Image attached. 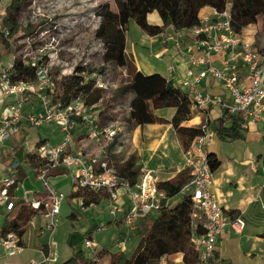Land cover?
Here are the masks:
<instances>
[{
	"label": "built area",
	"instance_id": "built-area-1",
	"mask_svg": "<svg viewBox=\"0 0 264 264\" xmlns=\"http://www.w3.org/2000/svg\"><path fill=\"white\" fill-rule=\"evenodd\" d=\"M188 33L193 36V47L199 51V55L189 57V63L197 68V72L194 73L192 68H188L187 74L191 79L182 81V86L203 118L199 124L200 132L183 150L184 167L189 169L190 180L181 188L179 194L190 198V241L197 251L198 260L207 264L217 260V237L227 227L240 233L245 226L244 218L227 213L211 190L213 171L209 166L206 147L212 142L216 132L207 111L209 107L217 105L221 109L220 117H225L226 122L230 113H240L243 123L264 122V47L257 48L253 41L234 31L228 6L223 10L212 8L209 14H200L199 24L189 28ZM170 40L175 42L178 52L183 53L179 38L165 35L162 41ZM213 55H219V66L213 63ZM13 58L12 55L5 65H0V87L11 98L0 119V140L17 133L23 121L33 126L57 123L63 132L58 143L39 144L31 150L45 158L37 178L45 187L46 196L30 203L34 209L42 210L46 218L41 232L47 233L49 238L52 236L56 227L55 217L60 211V204L66 199V194L47 179L51 170L63 166L69 170L74 191L85 188L92 191L105 189L108 192V212L113 216L121 214L124 236L116 241V245L118 250H122L126 238L136 228L137 221L143 216L155 215L164 200L166 204L169 203V198L157 187V178L150 169L141 170L139 177L131 180L117 173L106 160L88 159L81 150H70L73 130L78 121L86 123L87 137L101 151L117 136L119 127L110 123L101 128L97 117L90 111L94 104L87 105L79 97L65 106L50 104V96L46 90L52 83L49 66L51 57L45 63H38L39 60L35 57L30 61L37 64L34 81L10 79L9 68ZM73 69L74 66H71L69 73ZM59 74H66L65 70L62 69ZM90 74L94 87L107 89L117 85L108 81L106 73L93 70ZM209 75L220 82L228 100L219 95L202 92L198 88L200 82ZM30 95L39 100L40 113L25 109ZM119 108L120 104L117 103L116 109ZM14 165L15 163L10 166L8 175L0 178V207L5 210L12 206L9 188L17 183L15 169H12ZM74 199L82 210L86 208L81 198ZM199 228L200 231L197 230ZM84 246L88 249L89 257L94 260L97 249L92 247L91 238L84 239ZM22 247L21 239L15 232L10 231L5 236H0V252L6 257L16 256ZM57 261L56 253L49 252L41 261H32L29 264H54ZM0 264L9 263L0 259Z\"/></svg>",
	"mask_w": 264,
	"mask_h": 264
},
{
	"label": "trees",
	"instance_id": "trees-1",
	"mask_svg": "<svg viewBox=\"0 0 264 264\" xmlns=\"http://www.w3.org/2000/svg\"><path fill=\"white\" fill-rule=\"evenodd\" d=\"M114 1L116 10L110 9L108 3L98 5L97 14L100 20L95 30V35L103 41V61L111 64L114 68L127 70V79L118 83L113 89V102L121 101L123 97L131 94L128 118L132 124L142 126L148 123L170 122L175 129L181 148L184 150L192 138L200 132L199 126L182 125V122L191 118L190 105L192 101L186 92L181 87L174 86L170 79L159 73L145 74L136 69L125 53V33L128 21L134 19L144 33L156 35L167 25H172L176 30L189 29L198 25L199 11L204 6H211L217 10H223L228 6L232 27L236 33H241L248 24H256L264 29V0ZM24 2L25 0H11L6 15L3 16L0 23L2 53H11L14 56L9 68V77L12 81H34L37 72V64L13 53V44L2 29L7 22L9 24L8 34L19 30L20 27H18L14 13L17 14ZM154 10L158 12L162 20L161 25L151 24L147 21V14ZM263 47L264 43H261L257 48L262 49ZM38 63L43 62L39 59ZM88 73L86 65L81 64L74 66L73 71L69 74L51 75V87L46 90L50 96V104L65 106L77 97L87 105L95 103L105 89L94 87L93 80L88 77ZM37 101L39 102V100ZM167 107L175 108L170 121L154 114L155 109ZM224 118L220 117L214 120L216 136L222 141L243 138L245 125L241 114H228L227 122ZM21 126L16 133L19 140L23 133ZM81 126L79 133L80 137L84 138L88 134L86 123L81 121ZM207 158L210 169L214 172L220 164L219 159L214 152H208ZM13 163L15 165L12 169H15V174L18 178H23L26 175L23 164L28 165L29 169L37 174L45 163V158L36 153L25 152L22 147H16L10 160V166ZM107 163L121 176L131 180L136 179L140 168L132 155L120 163L109 164L108 161ZM189 180L190 172L185 167L172 179L158 181L157 187L165 193L166 198H171L179 194L181 188ZM11 188H9V195L12 206L8 210L4 209L5 212L2 210L0 236H5L8 232L13 231L19 236L22 243V236L28 222L39 210L31 206V201L13 196ZM43 195V193L36 195L35 198L41 199ZM108 195L105 189L92 191L81 188L70 192L68 196L81 198L86 207L98 204ZM179 196L178 200L172 204H166L164 200L155 215H146L137 221V226L132 232H137L141 237L132 255L127 256L123 250L110 251L101 248L96 250L95 259L92 260L87 250L79 249L60 264H159L162 256L176 252L182 253L184 264H202L190 241V198L184 195ZM70 217L73 218L74 214L71 213ZM261 236L264 237V232L261 233ZM87 237L90 238V236ZM207 264H212V261Z\"/></svg>",
	"mask_w": 264,
	"mask_h": 264
},
{
	"label": "rangeland",
	"instance_id": "rangeland-1",
	"mask_svg": "<svg viewBox=\"0 0 264 264\" xmlns=\"http://www.w3.org/2000/svg\"><path fill=\"white\" fill-rule=\"evenodd\" d=\"M10 3L11 0H0V23L3 16L6 15ZM100 3H108L110 9L116 10L114 0H25L17 14L14 13L18 27H20L19 30L6 34L13 44V53L21 55L27 61H31L35 57L36 60L41 59L44 63L49 59L48 57H51L49 64L51 75L59 73L62 69L68 74L71 66L86 63V69L89 72L88 77L91 78L90 73L95 70L106 73L109 82L115 84L123 82L127 79V70L114 68L111 64L103 61V41L95 35L100 20L97 14ZM2 29L8 31L9 24L6 22ZM245 32L253 34L256 42L264 43V29L260 26L251 25L245 29ZM125 34L127 48L131 45H146L142 55L133 54L135 62L142 71H163V61L160 57L155 56L152 51H149L143 31L134 19L128 21ZM0 49H2L1 44ZM113 89L114 86L105 89L90 109L97 117L101 128L110 123L119 127L116 139L108 144L107 154L99 150L100 154L102 153L101 156L99 154L100 158L107 160L109 164H115V161L110 158V153L113 150L117 152L112 154L117 158V161L124 160L134 153L142 166H146V163L153 166L154 169L151 170V173L155 175L157 181L172 174L184 163L183 151H180L173 141V127L168 124L160 125L159 130L164 132L167 137L169 135L171 137L166 146L162 142H158L160 139L157 140V129L148 131L146 125L142 128L135 127L128 118L129 98L126 97L116 103L113 102ZM117 103L120 104L119 109H116ZM40 112L41 109L38 110V113ZM162 114L170 118L169 110H164ZM29 125L25 124L22 127L23 133L19 141L25 151L32 149L35 146V140L40 139V136L47 135V143H51V140L60 136V133L55 131L57 123H44L40 126ZM80 127H82L81 121H78L73 132V142L77 147H79L80 140L83 139L80 137L81 134L77 132L80 131ZM214 142L221 145V150L224 149L225 152L232 147L229 142L219 139H215ZM233 143V145H236L235 143L251 144L254 148L259 147L260 144L259 140H250L246 143L238 139ZM163 148L168 150V154L163 152ZM94 149V146L91 147L93 153L90 155L91 157H97L94 155ZM9 163V160L3 162L0 159V167L1 164H4L6 165L5 170L8 171L11 169ZM30 178L33 176L28 175L27 180ZM37 185L42 191L41 182H37ZM59 190L67 196L69 195L70 188L67 184ZM16 194H20V191H17ZM28 196L30 197V195ZM67 196L60 204V211L55 217L56 227L49 239L58 256V261L54 264H60L79 249L88 250L84 246V239L86 231L89 229L93 248L117 251L116 241L124 236L123 225L112 222L114 216L108 212L104 200L102 199L98 204H93L88 210V215L79 209L77 200L73 201V198ZM178 197L176 195L169 204L175 202L176 199L178 200ZM67 201H71L72 205L69 206ZM3 212L5 211L3 210ZM72 212L78 213L80 219L71 218ZM2 217V212H0V223ZM32 221L34 224L29 223L27 226L25 247L20 254L9 259V263L12 262L10 264H29L32 260L38 262L43 257L44 254L41 255L40 248L42 244L48 243V235L43 233V235L36 236V228L39 224L44 226L46 218L42 214L33 217ZM140 237L141 235L137 232H131L126 238V244L122 250L127 256L132 255ZM224 250V264H264V256L246 255V245L243 244L240 247L237 240L226 243Z\"/></svg>",
	"mask_w": 264,
	"mask_h": 264
},
{
	"label": "crops",
	"instance_id": "crops-1",
	"mask_svg": "<svg viewBox=\"0 0 264 264\" xmlns=\"http://www.w3.org/2000/svg\"><path fill=\"white\" fill-rule=\"evenodd\" d=\"M212 8L213 7L211 6L202 7L199 11V15L209 14L212 11ZM147 21L151 24H156V25L162 24V20L158 12L155 10L147 14ZM251 25H256V24H248L242 30L241 34L245 36L247 39L253 41L255 46L259 47L261 43H258L254 40L253 34L251 35L245 32V29ZM143 34H144L145 42L147 43V47L149 48V51H152L155 56L160 57L161 60L163 61V71L161 72L152 71V70L148 72L142 71L138 67L137 63L135 62L133 58L134 57L133 54L138 53L142 55L145 50L144 48H146L145 47L146 45L145 46L144 45H138V46L131 45L129 48H127L126 46L127 39H126V34H125V53L128 59L134 64L136 69L141 70L143 73L145 74L159 73L160 75L166 77L167 79H170L173 82L174 86L181 87V89L184 92H186L185 87L182 86V81H184L185 79H191V76L187 74L188 68H192L194 73L197 72V68L195 66H192L189 63V57L191 55H199V51L193 47V36L188 33V29L176 30L172 25H167L163 27V30L156 35H150L144 32ZM165 35H172L176 38H179V46L181 47L183 53L178 52L177 46L173 40L163 42L162 40ZM178 35H180V37ZM11 57H12L11 53L3 54L2 49H0V65H5L6 62ZM212 60L215 65L219 66V55H213ZM170 67H172V70H170ZM198 88L202 92L211 93L213 95H219V96H222L225 100H228L227 99L228 96L225 90L223 89L222 85L220 84V82L214 79L210 75L200 82ZM126 97L129 98L130 100L131 94L126 95L125 97H123V99H125ZM10 99L11 98L5 95L3 92V89L0 87V119L3 116L4 110L7 104L9 103ZM25 109L27 111H34V112H38V110L40 109L39 102L37 101L34 95L29 96ZM164 110H169L170 118H167L162 114ZM190 110H191V118L182 122V125L199 126L203 118L202 113L192 103L190 105ZM174 112H175V108L173 107H167V108L154 110L155 115L159 117H163L168 121H170ZM207 114L210 117L212 123L214 124V120L220 117L221 109L219 106L213 105L209 107ZM25 124L29 125L28 123L23 121V123L21 124L22 125L21 127H23ZM163 124H168L172 126L170 122H160V123L155 122V123L144 124L142 126L136 125L135 127L142 128L143 126L146 125L148 131H154L157 129L156 131L157 140L160 139V141L158 142H162L163 145L166 146L169 143V139L171 136L169 135V137H167L164 134V132H161L159 130L161 127L160 125H163ZM244 125H245L244 137L238 140H241L246 143L250 142V140L252 141L259 140V143H260L259 147L254 148L252 147L251 144L243 145V143H235L236 145H233L234 144L233 142L235 140H232V141H226V142H229V144H231L232 147L229 151L225 152L224 149L221 150L220 148L221 145H218L214 142L215 139H219L216 135L214 136V139L212 140V142L206 147L207 153L214 152L217 155L219 162H220L218 168L213 172V183L211 185L212 192L214 193L220 205L224 208V210L227 213L232 214V215H240L245 220V226L242 232H240L241 234L240 233L238 234V232H235L230 227H227L225 231L217 237L216 244H215V253H216L217 260L212 261V264H224L225 244L226 243L228 244L230 241L232 243L235 240H237V244L240 247L243 244L246 245V250H245L246 255H250L254 257L256 256L258 257L261 255L264 256V237L261 236V233L264 232V122L263 121L247 122V123H244ZM56 128L57 129L55 131H58L60 133V136L56 137L54 140H51V143H47V140H48L47 135H43V136H40L41 137L40 139L37 138L35 140L34 145L36 146L38 143L39 144H51V145L58 143L63 137V132L60 130V127L58 124ZM77 132L79 133V131ZM115 139L116 137L112 141H114ZM73 140L74 139L72 136L70 150L72 151L81 150L88 159H97L99 161L103 160L100 158L102 153L100 154L99 147L96 145L94 141L89 139L87 136L80 140L79 147H77V145L74 144ZM19 141L20 140L18 136L16 135V133L11 134V136L5 140H0V159H2L3 162H7V160H9L10 162L12 155L14 153V149L16 147L23 148V146L19 144ZM173 141L176 143V146L179 147L180 151H183L179 143L178 137L175 133L174 127H173ZM93 146L95 147L94 155H96L97 157L90 156L91 154H93L91 151V147ZM33 148L30 150H26V151L24 149L23 150L25 152H31ZM106 150L107 149L105 148L104 151H101V150L100 151L103 153L104 152L106 153ZM167 151L168 150L163 148V152L168 154ZM113 153L116 154L117 152L113 150L110 153V158L113 159L115 163L123 162L131 155L135 157L136 164L140 166L136 178L139 177L141 170L154 169L153 166L147 163L145 164L146 166H142L141 162L137 161L138 158L136 154L134 153L129 155L124 160L120 159L119 161H117V158H115L114 155H112ZM4 164H1V167H0V178L2 176L8 175L11 171V169L10 171L5 170L6 165ZM9 166H10V163H9ZM23 168L26 172V175L23 178H18V176L16 175L17 183L11 188V192L13 196L21 197L27 201H32L36 199L35 198L36 195H40L43 193L44 195L41 197V199L45 198L46 190L42 182L40 181V179L37 178V174H34L29 169L28 165L26 164H23ZM184 168L185 167L183 163V165L177 168L176 171H174L172 174L168 175L167 177L161 180L172 179L173 177L176 176V174L180 170H183ZM28 175H32L33 178H30L27 180ZM47 179L57 189H61L62 186L67 184L68 187L70 188L69 193L74 191L72 188V178L69 174V170H67L63 166H59L51 170L47 176ZM37 182H41V186H43L42 191L40 190V187L37 185ZM17 191H20V194H16ZM28 195H30V197ZM177 195L179 196L180 194H177ZM175 197L176 196L169 198V202ZM74 200L75 199L73 198V201ZM103 200L106 204V198ZM67 204H69V206L72 205L71 201L70 202L67 201ZM92 205L93 204L86 206L84 210H82L80 207L79 209L89 215L88 210L90 209ZM2 210H4V207H0V212H2ZM42 214H43V211L39 210L38 213L33 217H36ZM72 214H74V217H73L74 219H80V215H78V213L72 212ZM118 215L119 217H117ZM118 215L113 217L114 220L112 222L116 224L118 223L119 225L122 226L121 214H118ZM33 217L30 219L28 224L29 223L32 225L34 224L32 223ZM27 226L22 236V246H23L22 250L25 247V235L27 231ZM42 227L43 225L41 224L38 225V227L36 228L37 229L36 236L43 235V232H41L40 230ZM86 235L90 236L91 238L90 229L86 231L85 236ZM49 239L50 238L48 237L47 244L46 243L42 244L40 248L41 255L42 254L47 255V253L49 252H55V250H53L52 248V244L49 242ZM44 255L43 257H41L39 261H41L44 258ZM10 258L11 257H6L3 252H0V259L2 261L9 263ZM159 264H184L183 259H182V253L176 252V253H171V254H165L164 256L161 257Z\"/></svg>",
	"mask_w": 264,
	"mask_h": 264
}]
</instances>
